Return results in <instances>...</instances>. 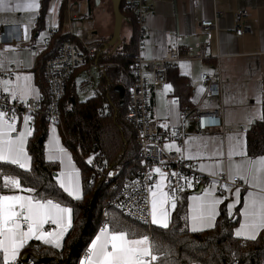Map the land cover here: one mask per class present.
Segmentation results:
<instances>
[{"label":"trees","instance_id":"16d2710c","mask_svg":"<svg viewBox=\"0 0 264 264\" xmlns=\"http://www.w3.org/2000/svg\"><path fill=\"white\" fill-rule=\"evenodd\" d=\"M48 2L49 0H41L38 17L40 26ZM65 5L66 0H62L60 14ZM126 17L129 19L128 30L124 35L121 34L119 46L114 51L111 47L107 48L98 56V60L102 62L116 64L99 75L101 93L86 99L78 97L74 87L76 77H73L67 83L65 95L59 103L60 122L57 126L62 143L71 152L80 170L82 196L73 199L56 185L58 163L48 161L44 156L43 143L47 136L48 122L43 113L34 116L31 124L32 135L28 137L26 144V150L31 157V171L25 172L15 166L4 167L5 174L21 177L24 188L35 187L37 193L45 197L52 196L72 208L71 227L63 238L61 248L31 240L24 247L25 254L29 258H37L41 264H76L87 250L96 231L107 223L110 228L135 230L137 236L149 235L160 245L156 252L158 255L163 254L160 264H264V229L254 240L241 239L234 235L233 229L239 223L238 207L229 215L224 204L220 205L213 227L191 231L188 228L186 191L176 197V207L170 210L167 230L135 222L110 204L121 189L124 178L140 169L134 129L125 116L126 94L120 98L114 91V86L118 84L127 91L130 82L129 66L138 51V25L132 16ZM59 18L60 27L55 30L49 47L36 56L40 65L37 71L40 70V80L44 88L42 108L47 99V88L42 78L44 61L63 40L73 38L61 31L62 17ZM104 42L106 41L102 39L101 46ZM189 94L190 91L186 88L178 96L184 108L188 107ZM246 133L247 154H264V120L255 121ZM90 157L91 161L103 158L108 169L119 164L116 178L104 182L96 177L89 163ZM4 193L8 194L10 190H4ZM0 264H3L1 257Z\"/></svg>","mask_w":264,"mask_h":264},{"label":"crops","instance_id":"0c3cea01","mask_svg":"<svg viewBox=\"0 0 264 264\" xmlns=\"http://www.w3.org/2000/svg\"><path fill=\"white\" fill-rule=\"evenodd\" d=\"M149 1L153 3L154 9L146 17L149 35L144 42L142 51L145 58H161L167 48L173 43L177 44V51L179 53H185L188 49L195 48L198 43L203 42L204 40H208L211 46V56L207 59L179 60L173 68L168 70L167 80L164 84L158 86L149 85V94L153 105L152 116L158 123V127L163 135L165 144H175L176 147L181 149V152L188 160L198 162L200 170L201 164L211 166L219 159L223 163V170L228 172L229 157L227 152L229 135L239 134V139L242 140L244 150L247 154V133L241 132L240 129L246 128L249 130L255 121L260 120L259 118H256L250 124L246 123L249 111L256 106L255 96L258 93L264 92V0ZM10 2L14 5L17 0H10ZM61 2L62 0H49L46 8V14L41 26L38 21L41 0H37L39 8L35 11L17 10L15 8L11 11H0V25L20 26V28H17V31L19 36L22 38L21 43L15 45L6 44L4 48L0 50V63H2L0 69H7L12 65L17 68L13 76L2 80H12L13 83H16V78L19 76L20 82L23 83V78L25 76L30 77L29 83L34 90V93L28 98L35 97V92H38L39 96H42V92L44 91L40 80V70L37 71V68H39L40 65L37 63L34 50L31 49L29 45L34 44L38 47H42L48 36V29H59L61 24L59 17H62L61 31L69 34L67 5H70L73 9L69 12V14L75 13L76 11L78 13L86 11L92 12L91 18L77 20L80 24H85L88 20L92 21V36L89 38L85 36L86 39L101 42L102 39L108 38L107 31L111 21L108 12L100 8L96 9L98 6L95 5V7H97H93L90 4V0H66L65 9L60 14L59 9ZM240 9H245L251 14L249 19H247V22L251 25L252 32L246 33L242 36H237L234 33V29L236 27L235 12ZM219 10L223 11L224 15L217 18L218 29L216 31L212 29L208 31H201L198 26L199 21L212 19L214 12ZM54 14L56 16V23L48 24ZM25 26L28 28L27 39H25L24 33ZM76 29L77 32L85 33V30L82 29L78 23L76 24ZM127 30L125 33H127ZM13 32L15 33V31ZM42 33L43 35H41ZM216 53L221 56L219 60L221 76L223 78L221 100L216 97L205 96L204 84L199 79V75L201 73L212 72L214 64L217 61L214 56ZM182 64L183 66H181ZM145 74H147L146 77L148 79L151 78L150 72L146 71ZM165 84L171 85V88L167 91H165L163 87ZM1 86L4 87L2 84ZM122 88L124 91L123 96L119 95L120 98L124 97L127 92L123 86ZM186 88L190 91L188 107H216L221 102L223 104L221 120L226 128H231L233 130L222 134L220 128H212L203 134H196L194 133V125L187 122L184 124L185 135L183 145L180 147L174 137V128L179 124L180 110L181 108H184L178 100V96L180 92H184ZM200 88H203V91H198ZM176 99L178 102L172 103ZM16 100L20 99L16 98ZM262 100H264V96H262ZM262 105H260L261 111ZM23 127L24 123L21 124L20 129L16 134H18ZM28 127L31 128V124H28ZM53 138L58 139L59 146L64 148L68 154L65 158L63 166L60 164L59 160L55 161L58 163L56 175L61 171L62 167L70 165L77 169L79 171V182L82 196L80 170L77 167L71 152L62 143L57 125L48 124L47 136L43 143L45 159L50 161L48 159V149ZM185 141H188V143L186 144ZM176 147H172L171 150H176ZM216 148L222 149L223 156L217 157L212 155L213 150ZM198 153L203 154L201 155ZM247 156L255 159L257 157L264 156V154L256 156H249L247 154ZM242 159L243 158L240 156L232 157L234 163H240ZM203 172L212 174V169L210 167H206ZM159 179L160 176L157 177L156 183ZM241 181L243 182L244 187L240 188L232 186L229 187V190H225L222 187V192H219V190H217V186H215L213 195L221 199V203L217 205V215L220 205L224 204L227 212L229 213L227 204L232 203L237 199L239 200V203H235L231 212L233 214L237 207L240 212L248 191H261L259 188H250V186L245 184L243 180ZM237 188L240 189L239 197L234 195ZM196 189L197 188L194 186L191 188L187 187L185 189L188 194L186 199L187 217L189 214V204L192 203V201L189 200V197L200 196L204 189L211 190L212 185L204 186L200 192H196ZM163 190L168 192L165 187V180ZM20 194L27 195L22 192H20ZM169 195L172 196V194ZM174 197L176 201L177 195H174ZM171 208L172 207L169 205V214ZM241 219L242 217L239 215V222ZM214 223L215 221L213 224ZM150 224L153 225L151 221ZM54 227V225H45V230L49 231ZM238 227L239 223L235 226L233 232H235V229ZM188 228L189 230L192 228L190 221H188ZM99 229L96 231L94 237L99 232ZM205 229L209 228H203L197 231ZM63 238L61 239V246ZM47 245L53 246L51 244ZM24 247L20 250L17 258L22 259L25 257L26 254ZM0 257L3 263L2 253H0Z\"/></svg>","mask_w":264,"mask_h":264},{"label":"built area","instance_id":"2783aa9c","mask_svg":"<svg viewBox=\"0 0 264 264\" xmlns=\"http://www.w3.org/2000/svg\"><path fill=\"white\" fill-rule=\"evenodd\" d=\"M122 2V3H121ZM120 11L123 15L132 16L138 25V51L134 61L129 66L130 82L126 92V111L125 116L134 129V139L137 145V157L140 162V169L128 177L124 178L123 185L110 204L119 212L131 220L143 225H150V195L148 188L156 184L159 174L151 172V169L159 167L166 173L165 187L169 194L172 189H176L174 195H179L188 187L185 180L191 181L192 186L198 187L202 184L212 185L216 181L217 190L222 192L221 185L227 183L229 187H244L243 182L237 178L235 181L228 179V172L223 170L213 176L200 170L197 161L188 160L183 153L164 147L165 141L158 127L157 121L152 116L153 105L149 94V85L158 86L167 80V69L173 68L179 60L198 59L204 60L211 56V46L208 40L198 43L195 48L188 49L185 53L177 51V44L173 43L167 48L164 55L157 59H147L142 51L144 42L149 35L146 23L147 15L154 9L153 3L149 0H121ZM73 10L67 5L68 13V32L72 39L63 40L56 50L44 61L42 78L47 88V99L44 108L41 106L42 96L39 98L30 97L26 101L12 99L7 93L3 92L0 84V110L12 115L15 111L17 116V131L23 122L25 115L34 116L43 113L49 125H57L60 122L59 103L65 95L66 85L73 78L75 79V92L78 97L83 98L87 95L93 96L101 93L99 75L107 68L115 66V63L102 62L98 60L101 42L86 39L84 33L77 32L73 25L79 19H89L92 12H80L69 14ZM224 12L215 11L212 19L200 20L199 29L208 31L217 30V18L223 16ZM250 13L245 9L235 12L236 27L234 33L242 36L252 32L251 25L247 22ZM126 22L125 24H128ZM20 26H1L0 25V50L6 44H18L22 42L17 28ZM15 31V33L13 31ZM54 28L48 29V36L42 47L30 44L34 50L35 57L49 47L52 40ZM264 54V52H263ZM216 63L212 72H204L199 75V79L204 84V95L216 97L221 100L222 82L221 68L219 60L221 56L216 53ZM94 68L97 69L94 72ZM17 70L12 65L7 69H0V80L8 79ZM146 71L151 73V78L146 77ZM175 102H178L176 99ZM7 105V107H2ZM223 104L216 107H185L180 110L179 124L174 128V137L180 147L183 145L185 135L184 124L194 125V133L203 134L212 128H220L221 133L232 131L226 128L221 120ZM246 128H241V132H246ZM93 174L104 182L113 181L118 175L120 165L115 164L112 168H107L103 158H96L90 163ZM176 173V176L171 175ZM183 177L184 179H181ZM93 179L91 180V183ZM50 225V224H49ZM86 251L79 258L85 255ZM14 264H41L37 258H16Z\"/></svg>","mask_w":264,"mask_h":264},{"label":"snow or ice","instance_id":"6c2138e0","mask_svg":"<svg viewBox=\"0 0 264 264\" xmlns=\"http://www.w3.org/2000/svg\"><path fill=\"white\" fill-rule=\"evenodd\" d=\"M13 8L35 11L39 8V4L37 0H17L14 5L10 0H0V11H11ZM27 32L28 28L25 26V39H27ZM29 81L30 77L25 76L21 83L20 77L17 76L16 83H13L12 80H0V84L4 85L3 92L12 99L19 98L21 101H26L34 93ZM163 87L167 91L171 85L165 84ZM198 91H203V88ZM262 96H264V92L255 96L256 106L249 111L246 123L250 124L256 118L264 120V112L260 107L264 104ZM35 97L39 98L38 92H35ZM2 107H7V105ZM10 111H12L11 116L0 110V181H2L0 184V253H2L3 264H14L20 250L33 239L57 248L61 247V239L71 227L72 221V208L65 206L52 196L45 197L37 193L35 187L24 188L20 176L5 174V166H16L25 172L31 171V157L25 145L28 137L32 135V129L28 127L32 117L31 115L23 117L24 127L16 134L17 116L14 110L10 109ZM228 141V179L235 181L239 178L250 188L261 189V191H248L239 212L242 219L234 232L238 238L254 240L257 233L264 229V156L255 159L249 158L244 150L242 140L239 139V134L229 135ZM185 143L187 144L188 141ZM164 147L171 149L176 146L175 144H165ZM176 151L180 152L181 149L176 147ZM198 154L202 155L203 153ZM212 155L223 156V151L221 148H216ZM67 156L66 150L59 146L58 139L53 138L48 149V159L50 161L59 160L63 166ZM233 156H240L243 159L240 163H234ZM89 163H91V157ZM206 167L212 169L213 176L223 172V163L219 159L211 166L201 164L202 171ZM151 172L160 176L157 183L148 188L151 197V223L167 230L170 219L168 206L170 205L173 209L176 207L174 197L176 189H172L173 195L170 196L163 190L167 174L162 172L159 167L151 169ZM171 175L176 176L177 174L172 173ZM181 179L184 178L181 177ZM55 181L59 189L69 197L73 199L81 197L79 171L74 167L70 165L62 167L56 175ZM185 183L189 188L192 187L191 181L185 180ZM215 185L216 181H213L211 190L204 189L200 196L189 197L192 203L189 204L187 219L191 223L192 231L214 226L217 205L221 203V199L213 195ZM221 187L229 190L227 183ZM4 190H10L11 194H4ZM20 192L28 194L22 195ZM239 194L240 189L237 188L234 195L239 197ZM235 203H239V200L227 204L229 215L232 214L231 210ZM49 224L55 227L46 231L45 225ZM159 247L160 245L147 234L137 236L135 230L110 228L106 223L89 243L79 264H160L163 254H156Z\"/></svg>","mask_w":264,"mask_h":264},{"label":"water","instance_id":"95a60500","mask_svg":"<svg viewBox=\"0 0 264 264\" xmlns=\"http://www.w3.org/2000/svg\"><path fill=\"white\" fill-rule=\"evenodd\" d=\"M99 1V0H98ZM112 9L113 15V26L110 37L106 42H104L100 48V53H102L107 48H112L114 51L121 42L120 32L124 23L129 22V19L123 15L120 11V2L121 0H109ZM97 3V2H96ZM114 91L117 92L120 96H123V88L120 85L114 86ZM203 189V185H198L196 192H200Z\"/></svg>","mask_w":264,"mask_h":264},{"label":"rangeland","instance_id":"374dc122","mask_svg":"<svg viewBox=\"0 0 264 264\" xmlns=\"http://www.w3.org/2000/svg\"><path fill=\"white\" fill-rule=\"evenodd\" d=\"M97 2V3H96ZM99 2H100V4H99ZM90 4L93 6V7H95V5H97L98 6V8H96V9H102V10H104V11H106V12H108V14H109V16H110V23H109V26H108V33H107V37L109 38L110 36L109 35H111V32H112V26H113V15H112V9H111V4H110V1L109 0H90ZM56 21V16H55V14H54V16L53 17H51V20L48 22V24H54V23H56L55 22ZM85 21V20H84ZM78 23V25H80V27H82V29H84L85 30V33H84V35L86 36V37H91L92 35V21L90 20H88V21H86L85 22V24H80L79 22H75V25H73V30H74V28H75V26H76V24ZM127 24H123V26H122V28H121V32H120V36H121V34H125V32H126V30H127ZM77 29H75V31H76ZM108 38H104V40L105 41H107V39ZM97 71V69L96 68H94V72H96ZM88 97H90L89 95H87V96H85V97H83V99H86V98H88Z\"/></svg>","mask_w":264,"mask_h":264}]
</instances>
